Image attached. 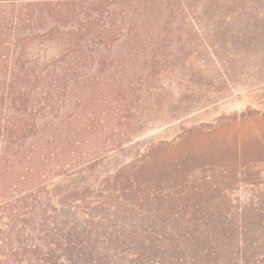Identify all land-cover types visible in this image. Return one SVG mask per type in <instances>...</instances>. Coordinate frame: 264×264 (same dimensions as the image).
I'll return each mask as SVG.
<instances>
[{"label":"rangeland","instance_id":"obj_1","mask_svg":"<svg viewBox=\"0 0 264 264\" xmlns=\"http://www.w3.org/2000/svg\"><path fill=\"white\" fill-rule=\"evenodd\" d=\"M0 228L264 264V0H0Z\"/></svg>","mask_w":264,"mask_h":264},{"label":"trees","instance_id":"obj_2","mask_svg":"<svg viewBox=\"0 0 264 264\" xmlns=\"http://www.w3.org/2000/svg\"><path fill=\"white\" fill-rule=\"evenodd\" d=\"M11 234H13V238H10L12 236H10ZM26 235V233H24ZM24 234L20 235L19 231H17L15 234L13 233V231L11 229H8L7 231H2V229L0 228V264H3L6 262V258L10 259L11 264H19V258L17 257V255H19V257H22L19 254V250H24V252H22L23 254L26 253V251L29 248H36L37 246L32 244V243H28L27 238L24 236ZM13 241H15V245H13ZM65 242H67V239L65 240ZM49 246L53 245V242H50L48 244ZM49 252H43V253H37L34 251H31V253L29 254L28 260L26 261L25 264H73L74 262V258L72 256H63V259L65 260L64 262H59L58 261V257H56L53 252L52 249L49 248L48 249ZM6 257H4V256ZM100 256L104 257L103 254H101ZM4 258L6 260H4ZM83 264H87V263H91L93 261H95L93 258H83ZM89 259V260H88ZM105 259V258H103ZM241 264H261L263 263L262 261H252L249 259H254L253 257H248L243 255L241 258ZM184 260L182 258L177 259V262H167L166 260H161V262L158 261V264H184L183 262ZM188 264H237L238 262H234V260H231V262H225V260H221L220 262H205L204 260H200L198 258H190ZM219 261V260H218ZM181 262V263H179ZM93 263H96L93 262ZM141 264H146L144 262H140ZM155 263V262H153ZM7 264V263H5Z\"/></svg>","mask_w":264,"mask_h":264}]
</instances>
